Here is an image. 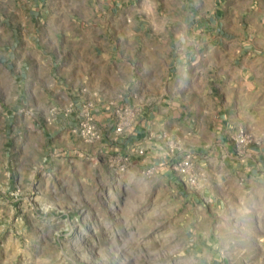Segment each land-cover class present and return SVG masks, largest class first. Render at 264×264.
I'll return each instance as SVG.
<instances>
[{"label": "crops", "instance_id": "0c3cea01", "mask_svg": "<svg viewBox=\"0 0 264 264\" xmlns=\"http://www.w3.org/2000/svg\"><path fill=\"white\" fill-rule=\"evenodd\" d=\"M85 2L0 0L10 20L0 29L11 35L0 39H8V51L16 52L6 53L9 82L23 74L24 80L46 79L54 66L57 74L50 86L58 99L42 110L43 119L35 116L40 106L28 89L14 100L10 86V108L18 100L30 105L25 114L11 111L10 126L31 128L52 170L93 172L102 155L106 172L148 167L162 172L184 199L197 194L201 214L190 251L206 261L220 258L224 264L264 252V16L247 18L234 10L231 29L236 26L239 37L227 39L225 25L216 24L210 39L190 43L187 11L178 31L168 18L141 10H93ZM12 10L42 11L35 17L22 13L16 25ZM242 18L254 19L253 25L242 26ZM18 32L27 36L13 37ZM86 101L102 134L93 141L71 130ZM123 108L131 113L129 124L115 132ZM240 128L253 138L244 147L232 140ZM187 152L201 175L191 187L173 166ZM86 156L94 160L87 170Z\"/></svg>", "mask_w": 264, "mask_h": 264}, {"label": "rangeland", "instance_id": "374dc122", "mask_svg": "<svg viewBox=\"0 0 264 264\" xmlns=\"http://www.w3.org/2000/svg\"><path fill=\"white\" fill-rule=\"evenodd\" d=\"M85 3L93 10H141L144 13L140 14L159 20L168 18L178 31L179 22L184 17L187 20V11L190 43L210 39L216 24L225 25L221 32L227 39L239 37L238 28L231 29L236 25L234 10H240L247 18L264 16V0ZM38 11L42 10H12L13 21L18 25L24 19L22 13L30 12L35 17ZM8 12L0 10V28L10 24ZM244 20L242 26L253 25L254 19ZM10 36L0 29V38ZM16 36L27 33L13 34ZM7 41L0 39V264H223L220 258L206 261V257L200 258L190 251L202 198L196 194L193 199H184L162 172L148 167L140 172H106L108 161H103L102 155L93 172L52 170L42 157L44 145L31 128L9 124L11 111L21 109L25 114L30 105H21L18 100L10 108L7 95L11 86L15 100V95L25 87L40 106L35 116L43 119L42 110L58 99L57 88L50 86L52 73L57 75L55 66L46 79L24 80L25 74L13 75L11 84L6 67L11 68L12 64L6 53L15 57L16 52L8 51ZM14 45L19 52L22 50L17 39ZM22 118L29 120L28 115ZM82 162L86 170L91 162L94 164L88 156ZM249 253L248 257H235L224 264H264L263 251Z\"/></svg>", "mask_w": 264, "mask_h": 264}, {"label": "built area", "instance_id": "2783aa9c", "mask_svg": "<svg viewBox=\"0 0 264 264\" xmlns=\"http://www.w3.org/2000/svg\"><path fill=\"white\" fill-rule=\"evenodd\" d=\"M92 104L88 101L83 102L80 105L79 112L80 117L74 127H72V132L78 134L81 138L86 141H93L101 138V132L99 131L96 122L94 120L93 114L91 112ZM131 116V113L127 109H121L116 117L115 121V132H121L124 126L128 125L127 117ZM232 140L237 146H247L253 142V138L242 128L238 129L236 134L232 137ZM121 170L125 169V165L122 164ZM175 169L180 174L181 180L190 186L197 184L198 174L193 170V161L191 154L189 152L183 154V156L177 160L175 164Z\"/></svg>", "mask_w": 264, "mask_h": 264}]
</instances>
